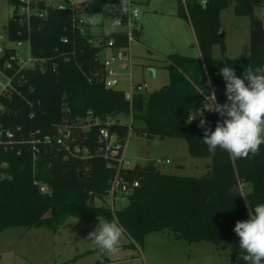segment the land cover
<instances>
[{"label":"trees","instance_id":"16d2710c","mask_svg":"<svg viewBox=\"0 0 264 264\" xmlns=\"http://www.w3.org/2000/svg\"><path fill=\"white\" fill-rule=\"evenodd\" d=\"M232 2L237 15L251 18L250 55L246 57L225 55L220 14ZM9 3L15 10L6 26L7 35L12 40H24L29 35L32 54L46 61L45 71L19 70L17 66L5 69V61L15 53L11 45L7 46L0 68L12 78L16 89L9 95H0V105L4 107L0 123L5 128L22 127L27 135L35 129L46 134L56 124L72 125L82 119L85 122L81 125L90 127L85 131L80 125L74 127L76 142L89 147L93 154L87 159L64 160L43 145L36 156L29 144L13 150L0 149V232L10 227H36L46 218L59 223L74 216L90 221H99L97 217L115 219L126 229L132 243H141L147 234L165 230L187 242L220 243L237 236L233 231L235 223L248 219V205L254 208L264 203V145L257 156L249 159H231L219 148L212 154L202 142L200 116L191 119L204 110L203 91L214 88L217 101L226 102L225 82L218 74L223 66L233 67L241 77L248 65L264 67V24L254 15L255 7H264V0H186V4L178 0L177 16L192 25L200 57L170 54V63L164 65L169 82L152 93H136L132 100L123 90L105 86L100 60L109 38L114 39L115 47L128 46L125 31L104 32L101 43L94 44L89 40L94 35L82 34L74 27L70 7L61 10L47 6L45 0L32 1L30 7L37 11L27 19L18 12L20 0ZM124 5V0H83L77 15L99 13L122 18ZM135 35H140L139 28ZM214 45L221 47L219 58L212 55ZM119 114L130 115L131 121L122 123L117 118ZM203 117L208 122L206 127L213 131L221 120L218 114L208 111ZM95 118L112 119L113 123L97 125ZM103 126L122 142L130 133L147 139H186L191 156L211 159L208 172L200 177L172 175L160 172L151 163L124 169L128 179L140 180V186L129 194L124 209L120 207L114 213L105 203L113 171L106 159L94 153L98 151V131ZM246 182L251 191L244 199L241 192L233 190ZM40 184L48 186L49 196L43 195ZM96 199L101 204H96ZM242 254H234L231 264H246Z\"/></svg>","mask_w":264,"mask_h":264},{"label":"rangeland","instance_id":"374dc122","mask_svg":"<svg viewBox=\"0 0 264 264\" xmlns=\"http://www.w3.org/2000/svg\"><path fill=\"white\" fill-rule=\"evenodd\" d=\"M48 1L56 4L65 2ZM177 1L139 2L137 24L141 27V35L138 40L130 42L126 50L132 56L131 68H125L130 63L116 64L121 75L115 89L126 93L131 91V70L134 83H146L145 92L152 93L169 82V71L164 65L170 63V54L199 57L192 25L177 16ZM234 7L235 3L232 2L220 14L225 55L228 58L246 57L250 55L251 18L237 15ZM14 10L15 6L9 0H0V43L6 46H15L18 40L10 39L6 30ZM36 11L27 4H20L18 9L20 14ZM254 15L264 24V7H255ZM81 17L95 18V22L88 26L94 39H99L105 31L119 28L114 18L99 13L82 14ZM18 52L26 54L25 50L18 49ZM221 54L220 45H214L212 55L219 58ZM103 56L101 54L100 58ZM147 60L159 64L157 77L146 73ZM7 82V76L0 69V90ZM117 118L124 124L131 121L130 115L119 114ZM125 158L131 166L151 163L166 174L200 177L208 172L206 161L191 156L188 142L183 138L147 139L130 133L125 145ZM166 160L170 162L166 163ZM238 187L245 199L251 186L246 182ZM95 202L101 204L99 199ZM98 225L99 221L71 216L59 223L46 218L43 224L29 229L10 227L0 232V264H231L233 255L240 251L237 236L220 243L206 240L187 242L177 239L172 231L165 230L147 234L141 243H132L125 232L119 253L99 254L97 247L88 240L89 233L95 231Z\"/></svg>","mask_w":264,"mask_h":264},{"label":"built area","instance_id":"2783aa9c","mask_svg":"<svg viewBox=\"0 0 264 264\" xmlns=\"http://www.w3.org/2000/svg\"><path fill=\"white\" fill-rule=\"evenodd\" d=\"M32 1L38 0H20L22 4H27L28 6H30V3ZM140 1L144 2L146 0H127V11L123 10L124 16L122 18L115 19L116 21H118V23L116 22L119 27L118 30H123L127 34L128 46L125 48L115 47L113 38H109L105 44L106 47L104 52L102 53L104 56L103 58H100V60L101 63H103V67L105 70L104 83L108 88H115V86L119 82L121 73L116 67V64L130 63V65H126L125 68H131L132 66V56L126 50L129 47L130 42L138 40V36L135 35V30L139 28L137 21L140 16V10L138 8V4ZM182 2L186 4V0H182ZM45 4L47 6H57L61 10L70 7L74 12V27L77 28L82 34H86L87 32L90 33L88 26L92 25L93 23H85L84 21L86 20V18L81 17L82 15H77L79 4L78 1L65 0V2L56 4L53 1L45 0ZM38 14L39 16L43 15L42 13ZM25 16V18H29L30 14L26 13ZM89 40L94 44H99L101 43L102 38L100 37L99 39H94L93 37ZM15 42V46H8L9 48H13L15 50V53L11 54L10 57L5 61V69L11 70L15 66H17L19 70L24 68H38L41 71H45L44 61H46V58L37 57L32 54L31 38L29 35L26 39H18ZM6 49L7 46L0 43V58L4 55ZM18 49L25 50L26 54H22L21 52L19 53ZM110 49L111 52L106 53V50ZM5 69H1V72L5 76H7L8 82L0 90V95H9L16 89V87L13 86L12 78L5 73ZM129 80L131 83V91L128 93L125 92V94L128 100H132L134 94L145 92L147 84H143L141 82L135 84L133 81L131 70L129 73ZM3 109L4 107L0 105V119L3 117ZM94 121L97 125L102 122L105 124L113 123L112 119H107L104 121L100 120L99 118H95ZM84 122L85 121L82 119H77L76 122H74L72 125L66 123L56 124L53 126V131L46 134H41L40 129H35L29 131L27 135L26 132L23 131L22 127H19L17 129L5 128L0 123V149L13 150L20 147L21 145L29 144L31 145L33 155L36 156L39 151V146L43 145V147L51 148L55 153L60 154L64 160L70 157L87 159L93 153H91V149L89 147L76 142L77 135H75L74 133L75 126L80 125L81 131L89 129L90 124L81 125ZM98 141L100 145L98 147V151L94 153L99 154L104 159H106L108 168H111L113 171L105 203L110 208V210L115 213L116 209L124 207L128 203L129 194H131L137 187L140 186V180L128 179L127 173L123 172L124 169L133 167L131 166L129 160L125 158L126 142H122L119 136L116 134H112L106 126L99 128ZM161 162H164V160H162ZM169 162L170 160H166V163ZM48 189L49 188L46 184H40V191L42 193L48 192Z\"/></svg>","mask_w":264,"mask_h":264},{"label":"clouds","instance_id":"9594fccd","mask_svg":"<svg viewBox=\"0 0 264 264\" xmlns=\"http://www.w3.org/2000/svg\"><path fill=\"white\" fill-rule=\"evenodd\" d=\"M124 4L123 10L127 11V0H124ZM84 22L94 23L95 18H86ZM218 74L225 82L226 102L221 104L217 101L214 88L209 92L203 91L204 110L191 120L200 116L198 127L203 129L202 142L210 153L215 154L219 148L234 160L255 157L261 145H264V67L248 65L241 77L226 64ZM207 83L211 86V80ZM205 111L222 118L216 122L214 131L206 127L208 122L203 117ZM248 207V219L238 220L233 231L239 237L242 260L246 264H264V203L254 208ZM97 219L99 230L96 228L89 233L88 240L97 247L99 254L119 253L126 229L115 219Z\"/></svg>","mask_w":264,"mask_h":264},{"label":"crops","instance_id":"0c3cea01","mask_svg":"<svg viewBox=\"0 0 264 264\" xmlns=\"http://www.w3.org/2000/svg\"><path fill=\"white\" fill-rule=\"evenodd\" d=\"M76 1H78V2H81L80 0H76ZM149 1V0H148ZM145 2V1H144ZM139 27V26H138ZM192 27V26H191ZM139 29H140V35H141V27H139ZM115 30H118V28L117 29H115ZM192 30H193V27H192ZM108 31H114V30H108ZM108 31H105V32H108ZM104 33V32H103ZM102 33V34H103ZM193 33H194V30H193ZM101 34V35H102ZM140 35L137 37L138 39H139V37H140ZM194 36H195V33H194ZM195 39H196V36H195ZM196 44H197V41H196ZM197 47H198V44H197ZM198 51H199V57H200V49H199V47H198ZM109 52H111V49L109 50ZM108 52V50H106V53H109ZM152 61V63H150V60H147V62H148V64L146 65L147 66V70H146V73L148 74V69L150 68V67H152V68H154L155 69V74H151V73H149L151 76H153V77H157V70H158V65L159 64H157V62H154L153 60H151ZM161 65V64H160ZM198 158V157H197ZM204 161H206L205 162V166L208 164V162L209 161H211L210 160V158H208V157H205V158H202ZM210 163V162H209ZM137 165V164H136ZM145 165V164H144Z\"/></svg>","mask_w":264,"mask_h":264},{"label":"water","instance_id":"95a60500","mask_svg":"<svg viewBox=\"0 0 264 264\" xmlns=\"http://www.w3.org/2000/svg\"><path fill=\"white\" fill-rule=\"evenodd\" d=\"M221 36L223 37L224 34L221 33ZM149 73H151V74H155V69L152 68V67H150V68L148 69V74H149ZM49 155H50V154H49ZM49 155H48V156H49ZM80 173L83 174V171H81ZM233 192H240V188H239V187L235 188V190H233ZM43 195H44V196H49L50 193H49V192H45V193H43ZM121 209H124V207H122Z\"/></svg>","mask_w":264,"mask_h":264}]
</instances>
